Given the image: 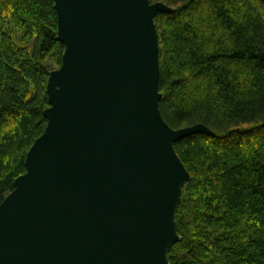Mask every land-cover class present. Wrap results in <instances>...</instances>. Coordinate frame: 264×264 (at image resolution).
Listing matches in <instances>:
<instances>
[{
  "label": "water",
  "instance_id": "obj_1",
  "mask_svg": "<svg viewBox=\"0 0 264 264\" xmlns=\"http://www.w3.org/2000/svg\"><path fill=\"white\" fill-rule=\"evenodd\" d=\"M61 64L49 72L46 126L0 203V264H169L190 174L159 110L150 0H53Z\"/></svg>",
  "mask_w": 264,
  "mask_h": 264
},
{
  "label": "trees",
  "instance_id": "obj_2",
  "mask_svg": "<svg viewBox=\"0 0 264 264\" xmlns=\"http://www.w3.org/2000/svg\"><path fill=\"white\" fill-rule=\"evenodd\" d=\"M158 13L159 110L190 174L169 264H264V0H150ZM53 0H0V203L26 171L61 64Z\"/></svg>",
  "mask_w": 264,
  "mask_h": 264
},
{
  "label": "rangeland",
  "instance_id": "obj_3",
  "mask_svg": "<svg viewBox=\"0 0 264 264\" xmlns=\"http://www.w3.org/2000/svg\"><path fill=\"white\" fill-rule=\"evenodd\" d=\"M57 67H55V69H56Z\"/></svg>",
  "mask_w": 264,
  "mask_h": 264
}]
</instances>
